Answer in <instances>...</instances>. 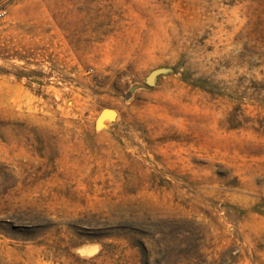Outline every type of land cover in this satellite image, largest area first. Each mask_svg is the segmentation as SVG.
<instances>
[{
    "label": "rangeland",
    "instance_id": "rangeland-1",
    "mask_svg": "<svg viewBox=\"0 0 264 264\" xmlns=\"http://www.w3.org/2000/svg\"><path fill=\"white\" fill-rule=\"evenodd\" d=\"M0 264H264V0H0Z\"/></svg>",
    "mask_w": 264,
    "mask_h": 264
},
{
    "label": "water",
    "instance_id": "water-1",
    "mask_svg": "<svg viewBox=\"0 0 264 264\" xmlns=\"http://www.w3.org/2000/svg\"><path fill=\"white\" fill-rule=\"evenodd\" d=\"M168 71H169V69L167 67H157V68L152 69L145 77V85L146 86L155 85V82H156L158 76H160L161 74H164ZM140 86H141L140 84H134L133 86H131L130 92H132L134 89H136ZM107 110H114V109L105 107V108L100 110V112L98 113V115L96 116L95 121H94V127L96 129L98 128V125L101 123V118L104 115L103 114L104 111H107ZM114 117H108V118L113 119Z\"/></svg>",
    "mask_w": 264,
    "mask_h": 264
},
{
    "label": "bare ground",
    "instance_id": "bare-ground-1",
    "mask_svg": "<svg viewBox=\"0 0 264 264\" xmlns=\"http://www.w3.org/2000/svg\"><path fill=\"white\" fill-rule=\"evenodd\" d=\"M103 114L104 115L101 118V123L98 125V128L103 127V120L105 119V117H114L116 115V111H114V110H107V111H104Z\"/></svg>",
    "mask_w": 264,
    "mask_h": 264
}]
</instances>
